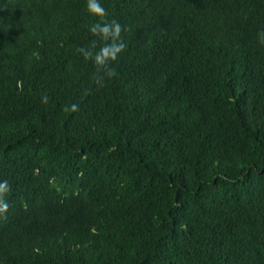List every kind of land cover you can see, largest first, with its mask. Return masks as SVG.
<instances>
[{"label": "trees", "instance_id": "16d2710c", "mask_svg": "<svg viewBox=\"0 0 264 264\" xmlns=\"http://www.w3.org/2000/svg\"><path fill=\"white\" fill-rule=\"evenodd\" d=\"M101 3L98 70L86 0H0V264H264V0Z\"/></svg>", "mask_w": 264, "mask_h": 264}, {"label": "clouds", "instance_id": "9594fccd", "mask_svg": "<svg viewBox=\"0 0 264 264\" xmlns=\"http://www.w3.org/2000/svg\"><path fill=\"white\" fill-rule=\"evenodd\" d=\"M86 12L95 19V22L89 26V32L104 41L102 46L93 51L91 48H81L80 51L86 59H90L98 70H103L110 62L115 61L118 55L126 48L125 42L120 39L121 24L115 20L105 21L106 10L101 0H86ZM260 40L264 42V31L260 33ZM95 42L93 43V47ZM114 72L110 70L108 75ZM47 96L42 98V102L46 103ZM76 105L71 106L75 110ZM10 185L8 180H0V212H4L8 208L7 202L4 200L5 195L9 192Z\"/></svg>", "mask_w": 264, "mask_h": 264}]
</instances>
